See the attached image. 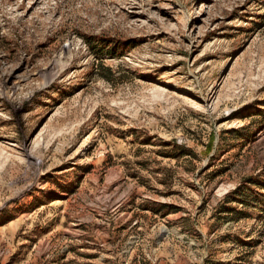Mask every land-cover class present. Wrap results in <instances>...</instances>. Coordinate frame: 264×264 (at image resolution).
I'll use <instances>...</instances> for the list:
<instances>
[{
	"label": "rangeland",
	"instance_id": "374dc122",
	"mask_svg": "<svg viewBox=\"0 0 264 264\" xmlns=\"http://www.w3.org/2000/svg\"><path fill=\"white\" fill-rule=\"evenodd\" d=\"M0 264H264V0H0Z\"/></svg>",
	"mask_w": 264,
	"mask_h": 264
}]
</instances>
